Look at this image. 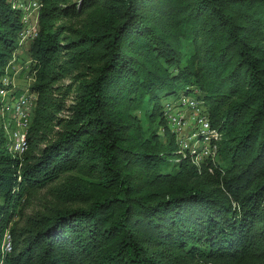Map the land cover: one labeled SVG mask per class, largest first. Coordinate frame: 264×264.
<instances>
[{"label": "trees", "instance_id": "1", "mask_svg": "<svg viewBox=\"0 0 264 264\" xmlns=\"http://www.w3.org/2000/svg\"><path fill=\"white\" fill-rule=\"evenodd\" d=\"M42 2L20 158L0 131V264H264V0ZM21 28L0 0V77ZM178 92L216 162L159 133Z\"/></svg>", "mask_w": 264, "mask_h": 264}, {"label": "built area", "instance_id": "2", "mask_svg": "<svg viewBox=\"0 0 264 264\" xmlns=\"http://www.w3.org/2000/svg\"><path fill=\"white\" fill-rule=\"evenodd\" d=\"M11 7L20 13L22 28L19 34L18 49L8 60L4 73L0 77V131L7 138L6 148L12 156L21 157L28 148L27 134L31 117L36 104L37 96L31 91L33 64L31 58L24 62L18 54L24 42H31L37 35L38 16L43 6L42 0H7ZM22 69H26L24 77H19L21 84L16 83V77ZM186 99L185 97L182 100ZM170 103V102H169ZM165 102L164 112L166 121L179 146V152L189 154L194 162L199 165V160H213L216 152L215 142L219 134L210 124L207 111H199L198 105L193 100H184L182 106H188L195 120L194 131L187 132V126L182 121L180 114L171 113L172 105ZM191 112V111H190ZM195 113L197 116H195ZM11 250L10 238L7 235L1 248L5 254Z\"/></svg>", "mask_w": 264, "mask_h": 264}, {"label": "rangeland", "instance_id": "3", "mask_svg": "<svg viewBox=\"0 0 264 264\" xmlns=\"http://www.w3.org/2000/svg\"><path fill=\"white\" fill-rule=\"evenodd\" d=\"M29 43L28 41L24 42L23 45H21L20 49H19V57L23 60L22 64L26 61H28L30 59V55L28 53V47H29ZM26 69H22L20 74L16 77V83L21 84V77H24L25 75H23L24 73H26ZM20 77V78H19ZM185 97L187 99L193 100L195 103H197L198 105V112L199 111H205L206 109L202 106L201 102L198 101L197 99H195L192 96H186L184 94H182L181 92H178L176 95H172L167 97L166 99L162 100V104H163V108L165 107V102H170L169 104L172 105V111L171 113H177L180 114V117L182 119V121H184L186 123L187 126V132L188 134H191L192 131H194V125H195V120L194 118H192V112L193 110H190L188 106L184 105L182 106V104H184V100H182V98ZM191 111V112H190ZM164 112V109H163ZM195 114V113H193ZM164 116H166L165 112H164ZM195 116H197L195 114ZM166 126H162L159 130V133L161 134L162 137H164L163 140H165V138L167 136H169V132H171L170 128L168 127V124H165ZM205 158H203L202 160H199V164L205 162ZM213 161L216 162V159H214ZM37 204L34 202L33 206H36ZM26 212H28V210H26ZM29 213V212H28ZM17 217L14 215L13 220H16Z\"/></svg>", "mask_w": 264, "mask_h": 264}, {"label": "crops", "instance_id": "4", "mask_svg": "<svg viewBox=\"0 0 264 264\" xmlns=\"http://www.w3.org/2000/svg\"><path fill=\"white\" fill-rule=\"evenodd\" d=\"M18 54H19V52H18Z\"/></svg>", "mask_w": 264, "mask_h": 264}]
</instances>
